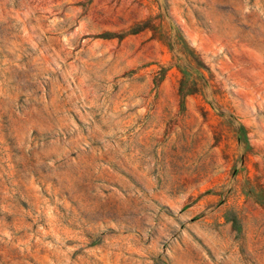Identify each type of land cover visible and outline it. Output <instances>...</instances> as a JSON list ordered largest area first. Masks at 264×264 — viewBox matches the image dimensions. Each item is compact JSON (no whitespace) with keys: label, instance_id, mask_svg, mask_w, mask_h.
I'll return each instance as SVG.
<instances>
[{"label":"rangeland","instance_id":"1","mask_svg":"<svg viewBox=\"0 0 264 264\" xmlns=\"http://www.w3.org/2000/svg\"><path fill=\"white\" fill-rule=\"evenodd\" d=\"M0 264H264V0H0Z\"/></svg>","mask_w":264,"mask_h":264}]
</instances>
